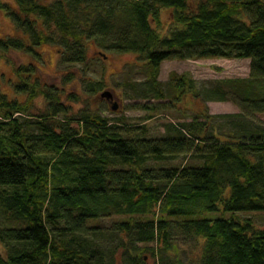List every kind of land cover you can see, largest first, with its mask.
I'll list each match as a JSON object with an SVG mask.
<instances>
[{
    "label": "trees",
    "instance_id": "1",
    "mask_svg": "<svg viewBox=\"0 0 264 264\" xmlns=\"http://www.w3.org/2000/svg\"><path fill=\"white\" fill-rule=\"evenodd\" d=\"M15 2L0 0V10L30 43L1 38V55L40 58L37 47L52 44L70 66L88 62L89 45L136 53L148 73L139 96L156 102L132 108L150 112L147 119L169 107L158 80L166 60L249 59L250 74L205 91L207 102L231 101L240 113L206 107L153 138L145 126L127 127L98 110L72 117L59 88L40 81L41 68L16 66L15 96L0 91V264H148L146 256L181 264L170 256L179 239L202 240L201 264H264V227L238 215L264 213V125L253 124L264 114V0ZM163 10L168 35L158 30ZM170 77L178 99L193 88L186 75ZM86 78L91 95L103 88ZM40 98L48 105L36 114ZM223 124L229 131L220 133ZM181 157L185 164L174 162ZM221 209L231 218L203 216ZM114 216L121 218L109 227L99 223Z\"/></svg>",
    "mask_w": 264,
    "mask_h": 264
},
{
    "label": "rangeland",
    "instance_id": "2",
    "mask_svg": "<svg viewBox=\"0 0 264 264\" xmlns=\"http://www.w3.org/2000/svg\"><path fill=\"white\" fill-rule=\"evenodd\" d=\"M16 7L15 0H1ZM44 3H51L53 0H42ZM163 24L159 32L161 35L169 34V23L171 22L169 10L162 12ZM157 26V25H155ZM158 27V26H157ZM9 36L23 38L30 43L29 36L19 29L8 16L7 11L0 10V39ZM38 48L41 57L28 53L26 51L12 50L4 56L0 54V91L7 93L10 97L15 96V85L18 78L16 66L33 63L41 68L40 81L50 86L58 87L65 104L69 105L72 117L79 118L87 111L98 110L104 116L118 121L127 127H146L148 136L156 138L167 135L173 128V124L188 123L198 116L201 111L207 110L210 114H230L240 113V108L231 101L216 102L206 101L207 88H210L216 80L223 78H246L250 74L249 59H197V60H166L161 64L158 80L168 94L166 102L169 107L153 112V117L147 119L150 112L132 108L144 102H156L153 98L147 100L139 96L140 92L148 87L145 59L136 53H113L98 48L96 45H89L88 62L85 64H70L66 66L62 62L61 49L57 45L43 44ZM186 75L194 81L193 88L188 89L186 94L178 99V92L171 86L172 73ZM73 73V80L67 77ZM100 80L103 82V88L95 95L88 92L87 80L85 78ZM86 78V79H87ZM111 91L113 98L102 97L104 91ZM71 94L77 95V100L71 99ZM194 94L198 95L194 97ZM159 101V100H158ZM114 103L118 109L113 110ZM47 102L40 98L37 104L33 106L36 114H42L47 108ZM59 119L64 118L63 114L58 115ZM253 124L264 125V114H257L254 117ZM218 121V120H217ZM216 121V122H217ZM224 123V122H221ZM218 124V122H217ZM77 125V123H73ZM220 133L229 131L227 125H221L218 128ZM177 164H185L184 157L175 160ZM242 218L252 217L257 227H264V213L250 212L238 213ZM204 217L215 220L218 218H231L232 213H225L222 209L217 212H206ZM120 216L100 219L99 223L109 227L114 221L119 220ZM96 219H91L88 224H95ZM4 217L0 211V226H5ZM178 250L170 251L173 258L177 255L181 259V264H201V243L197 240L186 242L183 239L178 240ZM156 246V245H155ZM148 264H162L160 257L146 256ZM118 261H122L119 256ZM122 264V263H121Z\"/></svg>",
    "mask_w": 264,
    "mask_h": 264
},
{
    "label": "water",
    "instance_id": "3",
    "mask_svg": "<svg viewBox=\"0 0 264 264\" xmlns=\"http://www.w3.org/2000/svg\"><path fill=\"white\" fill-rule=\"evenodd\" d=\"M101 96L103 98L106 97V98L110 99L111 97H113V93L111 91L106 90V91L102 92ZM112 109L113 110H117L118 109V106H117L116 103L113 105Z\"/></svg>",
    "mask_w": 264,
    "mask_h": 264
},
{
    "label": "flooded vegetation",
    "instance_id": "4",
    "mask_svg": "<svg viewBox=\"0 0 264 264\" xmlns=\"http://www.w3.org/2000/svg\"><path fill=\"white\" fill-rule=\"evenodd\" d=\"M114 97V96H113ZM113 97H111L110 99H112ZM115 104V103H114Z\"/></svg>",
    "mask_w": 264,
    "mask_h": 264
}]
</instances>
